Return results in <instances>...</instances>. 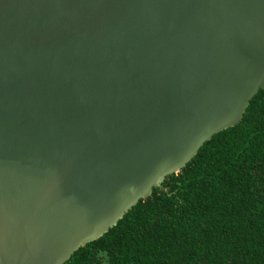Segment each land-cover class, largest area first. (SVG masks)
<instances>
[{"label": "water", "instance_id": "1", "mask_svg": "<svg viewBox=\"0 0 264 264\" xmlns=\"http://www.w3.org/2000/svg\"><path fill=\"white\" fill-rule=\"evenodd\" d=\"M264 89V0H0V264H63Z\"/></svg>", "mask_w": 264, "mask_h": 264}, {"label": "trees", "instance_id": "2", "mask_svg": "<svg viewBox=\"0 0 264 264\" xmlns=\"http://www.w3.org/2000/svg\"><path fill=\"white\" fill-rule=\"evenodd\" d=\"M63 264H264V89L236 126Z\"/></svg>", "mask_w": 264, "mask_h": 264}]
</instances>
